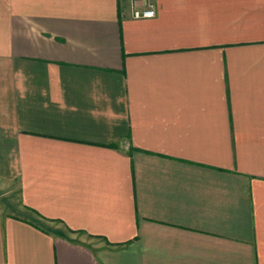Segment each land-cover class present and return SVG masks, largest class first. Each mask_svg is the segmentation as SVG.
<instances>
[{"label": "crops", "instance_id": "1", "mask_svg": "<svg viewBox=\"0 0 264 264\" xmlns=\"http://www.w3.org/2000/svg\"><path fill=\"white\" fill-rule=\"evenodd\" d=\"M147 2L0 0V264H264V0Z\"/></svg>", "mask_w": 264, "mask_h": 264}, {"label": "built area", "instance_id": "2", "mask_svg": "<svg viewBox=\"0 0 264 264\" xmlns=\"http://www.w3.org/2000/svg\"><path fill=\"white\" fill-rule=\"evenodd\" d=\"M147 1L148 0H130V8L134 19H150L156 16L154 5Z\"/></svg>", "mask_w": 264, "mask_h": 264}, {"label": "rangeland", "instance_id": "3", "mask_svg": "<svg viewBox=\"0 0 264 264\" xmlns=\"http://www.w3.org/2000/svg\"><path fill=\"white\" fill-rule=\"evenodd\" d=\"M16 185H19V184H15L14 186H13V188H15V186ZM2 191V190H1ZM14 192H12V193H10V195L9 194H7L8 195V197H10V199L12 198L13 200H12V202H13V204H15V197L14 196H11L12 194H13ZM4 194V193H3ZM18 194V193H17ZM17 204L19 205V203L17 202ZM17 205V206H18ZM15 207V206H14ZM18 209V208H17ZM27 213H29L27 210H25V207H23V211H22V216H23V218H24V216H25V214H27ZM10 214H15V210H13V212L11 211V213ZM16 217H19L18 215L16 216ZM40 223H41V220H40Z\"/></svg>", "mask_w": 264, "mask_h": 264}, {"label": "trees", "instance_id": "4", "mask_svg": "<svg viewBox=\"0 0 264 264\" xmlns=\"http://www.w3.org/2000/svg\"><path fill=\"white\" fill-rule=\"evenodd\" d=\"M27 211H28L29 213L25 214V216H26L25 219H31V220H36V221L39 220L38 218L35 217V214L33 213L32 210H28V209H27Z\"/></svg>", "mask_w": 264, "mask_h": 264}]
</instances>
